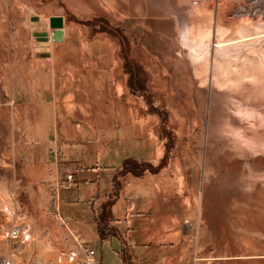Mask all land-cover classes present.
Here are the masks:
<instances>
[{"label": "rangeland", "instance_id": "374dc122", "mask_svg": "<svg viewBox=\"0 0 264 264\" xmlns=\"http://www.w3.org/2000/svg\"><path fill=\"white\" fill-rule=\"evenodd\" d=\"M77 2L0 0V256L77 264L34 180L99 163L141 264H264V0Z\"/></svg>", "mask_w": 264, "mask_h": 264}, {"label": "crops", "instance_id": "0c3cea01", "mask_svg": "<svg viewBox=\"0 0 264 264\" xmlns=\"http://www.w3.org/2000/svg\"><path fill=\"white\" fill-rule=\"evenodd\" d=\"M116 172V169L106 172L99 163L87 169L75 167L68 175L74 176L76 184L68 189L64 186L67 170L58 167L52 168L42 179L34 180L47 186H43L42 207L32 211H55L58 231L62 230L63 235L71 240L63 246L71 261H79L82 257V243L93 247L98 261L97 246L101 260L106 248L109 257L119 259L121 264H129L128 257L131 258L130 264H141L145 250L152 249L154 243H147L141 236L144 211L138 209L139 193H131L128 201L127 195L112 192ZM154 206L155 200H152L149 208ZM105 224L106 229H103Z\"/></svg>", "mask_w": 264, "mask_h": 264}, {"label": "built area", "instance_id": "2783aa9c", "mask_svg": "<svg viewBox=\"0 0 264 264\" xmlns=\"http://www.w3.org/2000/svg\"><path fill=\"white\" fill-rule=\"evenodd\" d=\"M76 184V181L74 179L73 175H69L67 177L66 183H65V188H70L73 187ZM81 250H82V257L79 259L77 264H100V262L97 260L95 251L92 246L89 244H84L82 243L80 245ZM0 264H16L13 259L0 256Z\"/></svg>", "mask_w": 264, "mask_h": 264}, {"label": "bare ground", "instance_id": "6f19581e", "mask_svg": "<svg viewBox=\"0 0 264 264\" xmlns=\"http://www.w3.org/2000/svg\"><path fill=\"white\" fill-rule=\"evenodd\" d=\"M77 3H79V7H81V8H83L84 10H86V8L88 7V8H90L91 9V6L89 5V3H88V0H78V2ZM76 3V4H77ZM80 9V8H79ZM107 9H109V8H107ZM110 12H111V10H110ZM264 136V132H263V134L262 135H259V136H254V137H252V138H247V140L248 141H252L251 139H255V140H258V141H261V139L260 138H262ZM255 143H257V141H254ZM251 143H253V141L251 142ZM237 150V149H236ZM228 156V155H227ZM259 157V156H258ZM223 158V157H222ZM230 158H232V156L230 157ZM255 158V157H254ZM221 159V158H220ZM263 159V158H262ZM250 161V160H249ZM259 163H261L262 162V164L264 165V159L263 160H259L258 161ZM251 163H254V162H252L251 161ZM242 164V163H241ZM241 164L240 163H238V162H234V164H232L231 166H232V169L233 170H235V171H237V170H239L240 168H241ZM181 164L179 163V162H177V164H176V169L179 171V173H181V166H180ZM254 165H256V167L258 166V163H255ZM253 167V166H252ZM260 167V166H259ZM264 167V166H263ZM186 204H188V199L186 200ZM244 255L245 256H249L250 255V251L249 250H244ZM244 256V257H245ZM245 264V263H244ZM246 264H260V263H255L254 261L252 262V261H250V262H248V263H246Z\"/></svg>", "mask_w": 264, "mask_h": 264}, {"label": "water", "instance_id": "95a60500", "mask_svg": "<svg viewBox=\"0 0 264 264\" xmlns=\"http://www.w3.org/2000/svg\"><path fill=\"white\" fill-rule=\"evenodd\" d=\"M51 23H52V27L56 29L53 34L54 39L61 41L63 39V33L60 29L62 27V21L60 19H52Z\"/></svg>", "mask_w": 264, "mask_h": 264}]
</instances>
